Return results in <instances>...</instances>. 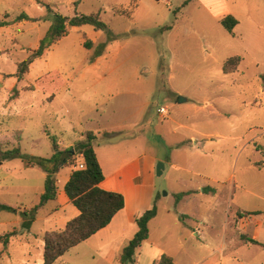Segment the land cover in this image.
I'll use <instances>...</instances> for the list:
<instances>
[{
	"label": "rangeland",
	"instance_id": "obj_1",
	"mask_svg": "<svg viewBox=\"0 0 264 264\" xmlns=\"http://www.w3.org/2000/svg\"><path fill=\"white\" fill-rule=\"evenodd\" d=\"M185 1L0 0V21L27 17L0 29V148L40 158L54 147L70 151L55 175L56 200L28 231L18 212L39 203L44 173L22 159L0 161V204L14 209L0 211V236L17 231L6 249L0 244V264H43L44 234L77 216L74 206L60 208V192L81 163L77 142L88 131L105 173L136 155L154 185L157 217L135 264H158L163 254L175 264H264V248L250 242L264 245V0ZM53 13H98L117 39L69 27L18 80ZM227 16L238 22L232 33L220 23ZM102 43L104 54L91 61ZM232 57L240 66L224 74ZM208 187L214 194L203 193ZM181 193L190 196L177 202ZM121 228V236L112 228L54 264H120L138 231L136 223Z\"/></svg>",
	"mask_w": 264,
	"mask_h": 264
},
{
	"label": "trees",
	"instance_id": "obj_2",
	"mask_svg": "<svg viewBox=\"0 0 264 264\" xmlns=\"http://www.w3.org/2000/svg\"><path fill=\"white\" fill-rule=\"evenodd\" d=\"M190 1L192 0H186L183 6H186ZM53 18L54 23L49 28L44 38L40 41L39 48L18 65L16 75L18 80L22 79V77L28 72L29 66L36 59L40 58L46 49L66 36L69 27H82L89 25L97 31L105 32L108 35L107 43L117 39V36H115L108 26L100 19L98 13L75 15L72 18L53 13ZM26 19V15L21 14L13 22L7 20L0 21V29L11 26L15 22H22ZM220 23L229 33H232L233 29L238 25L237 20L232 16L223 18ZM170 29L171 28H168L164 31H169ZM107 43L99 44L96 47L91 61H94L96 58L104 54ZM84 46L87 49H90L92 43L85 42ZM240 62L241 59L239 57L229 58L223 66V73H233L239 66ZM94 139L95 137L93 136V133L87 132L86 140L78 142L77 150L83 158L85 168L72 171L68 181L64 185V193L69 204L74 206L79 214L72 220L68 221L62 231H52L44 234L43 264H54L70 249L87 241L99 231L105 229L111 223L112 219L125 207V199L123 195L116 192L106 191L100 187V184L104 180V175L92 146ZM51 140L55 146V139L52 137ZM54 148L55 152L50 158L23 155L19 148L6 151H2L0 148V161L22 159L27 165L36 166L46 174L44 193L40 196L39 203L29 210L18 212L23 219L21 224V230L23 231H28L31 228L40 209L45 207L47 203L56 200L57 187L55 183V175L59 168L67 163L70 151H58L56 147ZM262 152L264 155V150H262ZM210 192L214 194V190L210 187L203 189V193L207 194ZM185 195H187V193L176 195V201L179 202ZM0 211L13 212L14 209L7 205L0 204ZM156 215L157 207L156 205H153L149 210L136 218L135 223L138 231L123 249L119 258L120 264H135V253L141 244L148 239V224L156 217ZM179 219L180 221H183L185 217L180 216ZM16 234L17 231H14L0 236V244L3 245L4 249L8 247L10 239ZM250 242L264 248V245L256 240L252 239ZM158 264H175V262L173 258L163 254L160 256Z\"/></svg>",
	"mask_w": 264,
	"mask_h": 264
},
{
	"label": "crops",
	"instance_id": "obj_3",
	"mask_svg": "<svg viewBox=\"0 0 264 264\" xmlns=\"http://www.w3.org/2000/svg\"><path fill=\"white\" fill-rule=\"evenodd\" d=\"M239 66H240V64H239ZM239 66L237 67V69L235 71L238 70ZM88 132H92V131H88ZM92 133L96 139L97 135L94 132H92ZM112 133H115V132H112ZM84 136L85 137H83L82 138L83 140H81V141L86 140V134ZM81 141H79V142H81ZM92 146H93V144H92ZM94 152L96 154L97 160L101 166V169H102V172L104 175V180L100 184V187L106 191L116 192V193H120L121 195H123V197L125 199V207L122 211H120L112 219L111 223L105 229L99 231L97 234L92 236L90 239L101 236V234H104V233H113L114 231L119 233V235H120L122 232V228H121L122 225L124 223H127L128 225L135 224V219L138 216H140L141 214H143L145 211H147L152 206L153 196L155 195L154 185L148 181H145L144 177H143L144 158L137 157L136 155L129 157V158L121 161V165H118L114 171H110V173L107 174V173H105L104 165H103L102 161L100 160L98 152L96 150H94ZM80 160H81V162H83V158ZM25 167L30 168L31 170H35V168H38L36 166L27 165V164L25 165ZM38 170L40 172H43L39 168H38ZM40 178H41L40 179L41 183L37 187L38 196H40L43 193L45 180H46V174L44 173V176L43 177L41 176ZM42 178L44 179L43 180L44 182H42ZM42 185H43V188H42ZM176 195H178V194H176ZM189 196H190V194L187 193V195H185L180 201L188 198ZM60 199H61V202L63 203L62 207H60V208H66L67 206L71 205V204H69L68 199L64 193V188H63V191L60 192ZM157 212H158V210H157ZM78 214H79V212H78ZM156 217H157V215H156ZM153 220H151V221H153ZM116 222H119V224H116ZM238 224L240 227L243 226V218L238 217ZM112 228H115L113 232H111ZM134 233H136V232H134ZM252 239L258 241L257 237H253ZM9 245H10V243H9ZM156 264H157V262H156Z\"/></svg>",
	"mask_w": 264,
	"mask_h": 264
},
{
	"label": "water",
	"instance_id": "obj_4",
	"mask_svg": "<svg viewBox=\"0 0 264 264\" xmlns=\"http://www.w3.org/2000/svg\"><path fill=\"white\" fill-rule=\"evenodd\" d=\"M183 102H185V99H180V103H183ZM163 170H164V165L163 164H158L157 165V168H156V174H157V176H160L161 174H162V172H163Z\"/></svg>",
	"mask_w": 264,
	"mask_h": 264
},
{
	"label": "built area",
	"instance_id": "obj_5",
	"mask_svg": "<svg viewBox=\"0 0 264 264\" xmlns=\"http://www.w3.org/2000/svg\"><path fill=\"white\" fill-rule=\"evenodd\" d=\"M158 112H159L161 115H165V114H166V109L162 107V108H160V109L158 110ZM84 168H85L84 162L79 163L78 166H77V169H79V170H82V169H84Z\"/></svg>",
	"mask_w": 264,
	"mask_h": 264
}]
</instances>
